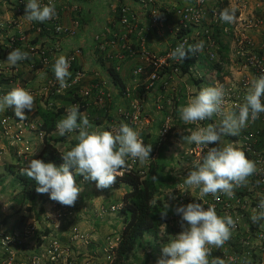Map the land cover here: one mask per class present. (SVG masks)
<instances>
[{"label":"clouds","instance_id":"1","mask_svg":"<svg viewBox=\"0 0 264 264\" xmlns=\"http://www.w3.org/2000/svg\"><path fill=\"white\" fill-rule=\"evenodd\" d=\"M236 11L235 6L226 7L220 11L219 18L224 23H234ZM56 16L53 0H48L46 4L41 0H27L24 14L27 21L42 23ZM203 45V41L187 47L181 43L170 56L183 61L189 54L202 51ZM29 57V52L16 48L8 53L6 60L15 67ZM69 69L67 57L59 55L52 70L62 89L70 86ZM34 102L35 97L29 90L16 86L0 96V112L12 108L14 115L24 121L27 119L25 110H33ZM226 103V90L217 82L214 86L202 87L178 108L179 118L185 124L196 125L195 129H188L189 134L182 135L181 140L188 145H196L201 151L207 149L206 154L193 161L192 169L183 180L187 189H199V201L207 195L217 201L221 195L234 198L235 189L245 186L248 178L258 171L256 162L247 158L242 147L225 142L224 137L238 136L249 120L255 121L264 113V75L250 81L243 103L235 106L237 110L225 111ZM213 117L220 119L217 123L201 126V122L210 121ZM56 129L62 137L75 133V145L60 154L63 163L57 166L41 159H31L21 169V174L35 180L38 193H49L50 199L62 206L74 207L79 198L82 188L76 183V175L95 182L99 190L109 189L122 175L121 170L128 167L129 159L133 163L139 161L144 164L153 150L152 144L144 143L141 132L127 123L111 124L107 128L93 125L87 115L80 112L78 104L67 108L66 115L56 123ZM170 208L168 203L163 205L160 212L162 220L167 218ZM258 209L251 216L253 223L264 221V199L260 200ZM172 210L181 218L182 231L163 245L162 257L156 264H228L224 258L209 257L213 248H223L230 240L238 217L234 220L229 214L220 216L214 204L205 207L202 202L188 203ZM244 264L252 262L246 259Z\"/></svg>","mask_w":264,"mask_h":264},{"label":"crops","instance_id":"2","mask_svg":"<svg viewBox=\"0 0 264 264\" xmlns=\"http://www.w3.org/2000/svg\"><path fill=\"white\" fill-rule=\"evenodd\" d=\"M192 1L193 0H159L158 6H163V8L181 7L185 6L188 3H191ZM54 3L56 4V8L61 13L62 22L64 23V25L68 28H76L75 36H62L59 38L54 36L52 33L42 32L41 29L43 25L41 27L39 25L42 24L41 22L27 21L26 19H24L25 12L21 15L17 14L16 9H14L17 6L15 0H12L10 4L0 5V84L2 83V80L6 81L11 78L10 81H12V77H14L15 74H8L9 69H14L16 67L14 69V73H16V75H19L20 71L25 72L27 79L25 89L31 90L33 96L35 97L33 110H25L27 119L30 118V120H32V114H34L33 112H36L37 115L38 108H49L50 105L53 106V103L57 108L65 107L67 109L69 106H71L69 105L67 98L65 96H57V94L53 95L54 93L52 92V89H48V82L55 77L52 70L55 59L58 58V56L61 54L65 55L67 59L75 55V60L71 64V68L80 70L84 76L77 89L79 95L83 97V100H85L87 105V109L82 111L81 113L87 115L89 121L92 124L93 120H95L96 118L98 119V117H100L99 120L104 119V115H106L107 110L104 111L105 105L100 104L97 100L98 91H105L109 96V93L112 92L113 99L110 100L111 105H109L108 107H111V111H109V113H111L113 116L117 114L116 109H118V107L120 109L118 113L125 111L130 103H124V107H122V104H120V100H123L122 94H119V88L113 81V77L110 73V68H112V66L117 67L121 78L126 84V88H139V91L143 92V81L139 83L140 79L132 78V76H130L136 67L143 64V59L139 56L134 58L127 57L123 60L116 59V55L122 52L121 48L118 46H111L108 47L106 52H102L97 48L95 36L99 33H104L106 29L110 27L111 22L116 18V11L121 5L130 6L141 17L142 26L148 27L149 21L144 11L138 4H136L134 0H55ZM223 5L235 6L237 9L236 18H248L251 15L259 14L264 19V0H206V7L208 6V8H210L211 6L220 7ZM10 8H13L14 10L10 11ZM170 14L172 22H175L177 20V14H173V11ZM12 36L14 37L10 38ZM225 36L227 37L232 35L223 34L224 38ZM250 36L255 42H261L264 38V25L259 29L258 32H252ZM173 39V36H171V34L169 33L165 34L152 32L148 36L145 46L149 51L159 54L168 45L174 42ZM10 40L12 41V43ZM132 41L135 45H140V42L135 37L132 38ZM16 42L20 43L15 46ZM12 44H15L14 47H12ZM16 48H19L22 51L29 52L30 57L29 59L19 62L17 66L8 68L7 65L9 64L6 60L7 55L11 50ZM76 49H80L81 54L77 55L75 53ZM42 50H46L47 56L50 57V63L46 66L42 65L40 60L39 62L37 61V58H39ZM202 54L203 53H201L199 55V58L195 60L196 64H198L199 61L205 59V56ZM112 56L115 57L112 58ZM29 62L30 64L27 65V63ZM70 72L73 73V70H71ZM176 77L177 76H175L174 78L176 79ZM203 86L204 85H202L201 88ZM169 87L167 90H170L168 92H164L163 90L165 89L161 88V82L158 81L153 85L149 84V86L146 87L148 91L142 95L143 107H145V118L143 119V121H141V128H139V130H141L145 125L144 130H146L147 133H150L147 134L145 131V139H155L159 134L158 131L162 128L161 126L163 124L170 125V122V131L173 132L168 133L167 129L164 130L165 134L168 133V138H170V136L181 138L182 135H187L186 131H188V129H195L196 127L185 124L179 118L178 108L181 105H185L187 102L184 96L185 90L183 85L180 84V86L177 88H174L171 85H169ZM85 91H90V95L87 97L84 96ZM51 93L55 97H49V94ZM172 101L173 104H175V107L171 110L173 117H171L170 115L166 117V114L168 113L166 111L163 112L162 110L164 109V107L168 106V104L170 105ZM6 110H8V108ZM64 116L65 114H63L62 117ZM219 119L220 118L215 119L213 123H217ZM35 120L40 126L42 125V120L38 115L36 116ZM103 121L105 122H103L101 126L104 127L108 123H106L105 119ZM160 123L161 126L158 128V125ZM155 127H157L156 131ZM160 134V136L164 135L163 133H161V131ZM242 134L243 130H241L238 136L225 137L224 141H236ZM74 145L75 143L73 142L72 146ZM168 146V151L165 153L168 164L166 172L172 180L170 182V185L174 184V190L176 187V191L178 192L176 193V196L180 198V203H184L182 205L200 202L198 200L199 189H187L183 185L184 178L192 169L193 161L199 158V156L194 157L193 155L188 154L190 150H195V148L188 147L186 148V150H184V152H178L176 150H172L171 144H168ZM83 181L84 179H82V182ZM82 182H77V185L81 186ZM248 185L249 180L245 186ZM171 188L172 187H170L168 191H170ZM162 197H164V195H162ZM92 198H95V196L91 197L90 195L89 197L82 198V195L80 194L77 202L75 203V206L69 208V210H73L75 214L78 212V217L80 218L82 217L89 219L90 215L93 214L91 208L94 200H92ZM163 202L165 201L163 200ZM169 211L170 215L168 218V223L165 224L162 228V236L165 243H161L160 246L168 243L173 236L182 231V228L180 226V216L176 215L171 208ZM46 215L47 214H44V219L42 220L45 224H47L45 221V218H47ZM248 222L249 220L242 225V228L239 232H232L230 240L226 242L223 248H213V255L211 258H223L228 254H233L238 256V258L242 260L246 252H251L252 256L246 257V259H250L252 264H264V249L261 248L260 241L254 238V231L252 230L251 225ZM74 223L78 225L77 221H75ZM74 223L73 217H71L70 219L69 217H67V219L63 223H60L58 225L59 228L54 231L56 232V234H58L61 241L66 240L65 248H70L71 245L74 244L73 242H71V234L73 233L71 232V230L74 229L75 226H77ZM94 245L95 244L92 243V248H94ZM155 246L158 247V244ZM234 264L244 263L238 260Z\"/></svg>","mask_w":264,"mask_h":264},{"label":"built area","instance_id":"3","mask_svg":"<svg viewBox=\"0 0 264 264\" xmlns=\"http://www.w3.org/2000/svg\"><path fill=\"white\" fill-rule=\"evenodd\" d=\"M12 0H0V5L10 4ZM17 6L15 7L17 14L21 15L25 12L27 0H15ZM55 0H53L54 2ZM87 1V0H81ZM142 10L149 21V26H142L141 17L127 5H121L117 9L116 18L111 22V25L104 33H99L95 36L97 48L106 52L108 47L118 46L122 52L116 55V59L123 60L127 57H141L145 61L144 66H138L133 70V74L136 78H140L146 71V67L151 69L149 74L150 85L160 81L161 88L167 90L170 85V79L172 76L182 73L181 64L183 61L172 59L170 53L177 47V45L184 43L185 47L188 45H195L200 41L204 42L203 50L192 54L191 59H198L201 53H204L210 60L219 62V44L216 41L215 29L219 27L224 35H232L235 44V56L239 61V69L245 72L249 77H231L227 78L225 82H218L222 84L226 90L225 111L237 110L236 105L243 103V97L246 94L247 88L250 86V81L261 75H264V38L261 42H255L250 36L252 32H258L264 25V19L261 15H251V18H236L234 23L227 24L220 20L219 12H215L212 23L204 26L207 15L206 0H193L191 3L181 7H167L158 6L159 0H134ZM41 3H48V0H41ZM57 9V8H56ZM77 9V7H76ZM177 14V20L172 22L171 14ZM41 29L47 33H52L56 37H73L76 35V28H68L62 22L60 11L57 9V16L51 20L43 22ZM152 32L169 33L173 36L174 42L168 45L161 53L156 54L149 51L146 46V40ZM135 37L140 42V45H135L132 38ZM119 48V49H120ZM232 49V48H231ZM231 51V50H230ZM47 51L42 50L39 56L42 65H48L50 63V57L47 56ZM77 55L81 54L80 49H76ZM115 56H112V58ZM71 77L68 80L70 85L67 88H60L58 81L54 77L48 82V89L53 88V95H63L66 91L75 90L79 87L81 80L83 79V73L80 70L72 69L71 64L75 60V55L69 59ZM116 70L117 67H116ZM164 73V75H161ZM217 83V82H216ZM215 83V84H216ZM149 86V85H148ZM147 86V87H148ZM209 86V85H204ZM29 90V89H27ZM32 93L31 90H29ZM90 91H85L84 96H89ZM122 96L126 99H130L132 96L131 90L126 88ZM104 91H98L97 100L99 103L104 104ZM141 99L133 100L128 110L122 111L121 116L125 122L133 124L135 129L141 128L143 104ZM73 105H77L73 104ZM0 119V124L3 129V133L6 136H10L13 133V125L16 123L18 127L24 124L27 125L26 120L21 121L17 117L7 114ZM219 117H213L210 121L201 122L206 125L207 123H213L215 119ZM21 124V125H20ZM22 133L21 127L19 133L16 134V138L19 139ZM165 133V132H164ZM163 133V134H164ZM142 137V136H141ZM143 141L144 138L142 137ZM226 142H233L238 144L244 150L248 159L256 162L258 171L248 178L249 185L242 186L235 189L234 198H228L225 195H221L217 201L213 196L207 195L200 202L204 203L205 207L209 204H214L217 214L223 216L229 214L234 220L239 218L236 227L232 232H239L242 225L249 220L252 230L254 231V238L260 241L261 248L264 249V221L260 223H253L251 216L254 214V210L258 211V205L260 200L264 199V113H261L259 118L255 121L249 120L247 126L243 130V134L236 140H228ZM161 144V143H160ZM159 143L155 145L154 151H158ZM9 146H13L9 144ZM213 146V145H210ZM215 146V145H214ZM195 150H191L190 155L201 156L206 154L207 149L197 147ZM1 153V149H0ZM157 157V152L150 153V159L144 164H140L139 161L133 163L131 159L128 161V167L124 171H138L141 175H145L147 167L151 160ZM121 175V176H122ZM122 206V205H120ZM114 209V207H113ZM62 213L59 217H62ZM28 230L6 232L0 228V264H43L45 261L51 263H59L65 258L64 254L66 249L62 247V242L58 238H51L49 242L48 250L45 254L35 255L32 258L23 259L20 254L23 252L22 247L25 246L28 237L35 233V224L27 227ZM76 237L79 234L75 233ZM48 235L42 236L44 243L47 240ZM83 236H81L82 238ZM119 242V239L115 241V244ZM68 249V248H67ZM114 249V248H113ZM113 249H107V260L110 264L113 263ZM69 251V250H68ZM213 252L209 259H211ZM256 255V254H255ZM251 252H246L243 259L240 260L238 256L228 254L223 258L229 263L234 264L238 260L244 261L246 257H251ZM254 256V255H253ZM66 264H74L69 262L65 258Z\"/></svg>","mask_w":264,"mask_h":264},{"label":"rangeland","instance_id":"4","mask_svg":"<svg viewBox=\"0 0 264 264\" xmlns=\"http://www.w3.org/2000/svg\"><path fill=\"white\" fill-rule=\"evenodd\" d=\"M14 9L10 8V11H13ZM219 10H221L220 7L211 6L210 8H208L207 6V15H206L207 21L204 23V26H206L209 23L210 24L212 23L215 12H219ZM248 18H251V17L249 16ZM13 37L14 36L10 38H13ZM224 39L226 43L230 45V48L232 47V49H230L231 51L229 52V60H228L229 63L225 64L224 70L222 71L221 75H219L216 70L212 69L209 66V64H215L218 61L210 60L203 53L202 55L205 56V59L199 61L198 64L195 63L196 65L192 67V69L190 70V74L183 75V73L180 72L171 77L170 85L172 87L177 88L180 86V84L183 85L184 90H185V94H184L185 100H188L190 96L195 95L200 90L202 85L214 86L216 82H225L227 78H231L233 76L240 78L245 75L249 77V75H247L245 72H242L239 69V64H238L239 61L237 60V58L235 56H231V53L232 55L235 54V47L237 46V44H235L236 41L234 40V37L225 36ZM14 45L15 44H12V47H14ZM37 59H38L37 61L39 62L40 59L39 58ZM142 63L143 64L139 66H144L146 64L144 60L142 61ZM29 64L30 62L27 63V65ZM7 66L8 68H13V66H10V65H7ZM146 68H147L146 69L147 73L145 72L140 78H137V79H140L139 83L143 81L142 89L144 93L148 91L146 87L150 84L149 74H150L151 69L149 67H146ZM14 69H9V73H8V74L10 73L15 74L14 77H12V81H10L11 80L10 79L8 82L3 81L0 84V96L7 94V92H9L13 87H16V86H21V87L26 88L27 79H26L25 72L20 71L19 75H16V73H14L15 72ZM161 75H164V73H162ZM130 76H132V78H136L133 72ZM175 76H177L176 79L174 78ZM196 80H198V83L195 82ZM127 88L131 90L132 96L130 99H126L122 96L123 100H120L121 102L120 104H122V107H124L123 106L124 103L128 104L129 102L131 105L133 100H136V99L142 100V94L139 91V88H133V87H127ZM169 90H163V91L168 92ZM69 92L70 91H66L63 95H57V96L66 97ZM104 93H105L104 111L107 110L106 115H104V119L106 120V123H108L104 127L107 128V126L111 124L118 125L122 123V121L124 123L125 120L121 116L122 112L118 113V111L120 110L119 107L118 109H116L117 114H115V116L109 113V111H111V107H108V106L111 105L110 100L113 99L112 92L109 93L110 96L108 95L107 92L104 91ZM49 97H55V96H53L51 93L49 94ZM50 107L51 109L53 108L57 109L54 103H53V106L50 105L49 108ZM174 107H175V104H173V101L170 103V105L168 104V106L164 107L162 111L163 112L166 111L168 113L166 114V117L169 115L173 117L171 110ZM129 108L130 106L128 105V107L125 110H128ZM66 110L64 111L65 115H66ZM144 110H145V107H143L142 121L145 118ZM33 113L34 114H32V120H30V118L27 119L26 121L27 125L24 124L22 126L20 124L22 133L20 134L19 139L16 138V134L19 133L20 127H18L16 123H14L13 128H12L14 134L10 133V136H6V137L4 133L2 132L3 129L0 124V149H1V153H0V228L2 230H7L6 232L23 231V230L27 231L28 226L35 224V228H36L35 233L31 234L30 237H28L25 246L21 248L23 252L20 254V257L23 259L29 260V258H32L35 255L45 254L46 251L48 250V246H49V242L51 241V238L55 237V238L60 239L58 234L54 232L57 228H59L58 225L60 223H63L67 219V217H69V219L73 217V223L75 221H77L78 223V225L74 223L77 226H75V228L71 230V232H73L71 234V242H73L74 244L71 245L70 248L67 247L68 248L67 249L65 248L66 240L60 241L62 242V247L66 249L65 254H64L65 258L68 259L69 262H73L74 264H108L107 257H106V254H107L106 249L116 248L117 244H115V241L120 237V233L123 230V226H124L123 223H124L125 216L121 211L122 206L120 205H121L123 194L128 190L129 186H127L124 183H119V184L115 183L109 189L99 190L97 189L95 182L90 181V180L86 181L82 175H80V177L78 178H75L76 183L82 182V179H84L81 186L79 185L81 188L85 189V190L82 189L80 193L82 195V198L89 197L90 195L91 197L95 196V198H92V200H94L92 203V208H91L93 214L92 215L89 214L90 215L89 219L82 218V217L80 218L78 217V212L75 214L73 210H69V208L71 207L62 206L58 202L51 200L49 193L44 194L45 201L39 200L35 204V206L30 205V203L25 204V203L19 202V199L21 196L20 195L21 187L19 186V184L16 183L15 177L11 173L12 172L11 169L14 166H19L23 164L27 165L30 162L33 155L37 153L44 144L43 143L44 142V138H43L44 131L40 130L41 127L35 120L37 116L36 112H33ZM4 114H6V111L0 112V119L4 116ZM99 118L100 117H98V119L96 118L95 120H93V125H96L97 127H99L102 125L103 122H105L103 121L104 119L99 120ZM125 123L129 125L128 122H125ZM163 125L161 126V123L158 125V128L160 126L162 128L158 131L159 134L157 135L155 139H145L144 137L145 136L144 134L146 131L144 130L145 125L143 126L141 130H139V128L137 129L141 132V136L144 138V143L146 145L152 144L153 146L152 152L156 153V151H154V148H155V144H157L158 141L161 143V145H163L164 143H166L167 146L168 144L169 145L171 144L172 150L173 151L176 150L178 152H182V151L184 152L186 148L188 147L192 148L195 146L194 144L188 145L185 142H183L181 138H178L175 136L173 137L170 136V138H168V133L173 132V131H170L171 122H170V125L167 124L168 126L165 124ZM192 126L195 127L196 125H192ZM201 126H204V125L201 124ZM130 127L135 129V126H133V124H130ZM156 128L157 127H155V131H156ZM165 129L168 130L167 134L164 133ZM244 129L245 128H243L242 130ZM160 131L161 133H164V135L160 136L161 135ZM186 132L187 134H189L188 131ZM147 134H150V133H147ZM176 134H179V133H176ZM181 134H184V133H181ZM53 136L58 137V138L62 137L58 134L57 129L53 133ZM74 136H75V133L66 134L65 136H63L64 141L60 145H58L62 153L66 150H70V148L72 147V143L76 142L74 139ZM9 144H12L13 146H9ZM188 154H191V150L188 152ZM193 156L196 157L197 155L194 154ZM14 170L16 171L17 168L14 167ZM168 189L169 188H165L161 192V194H159L155 198V201L157 203H159V201H161L163 204L168 203L169 205H171V209L184 204V203H180V198L176 196V193H178L176 191V187H175V190H174V187H172L170 191H168ZM162 195H164V197H162ZM162 199L165 202H163ZM181 202H182V199H181ZM60 213L63 214L61 218L59 217ZM44 214H47L46 215L47 218H45V221L47 224L43 223L42 221L44 219L43 217ZM48 225L51 227V229ZM39 231L41 232L40 234L37 233ZM46 231L48 232L47 240H45L46 243L44 242L42 243L41 241V244H38V238L40 237V235L42 236L46 235L45 233ZM75 233L79 234V236L76 237ZM81 236L83 237L81 238ZM69 240H70V235H69ZM146 240H147V243L144 244V247L142 249L137 250L135 254L131 255L128 261V264H156L157 260L162 257V247L163 246H160V245L164 241L158 243V247H157L155 246V244H152V245L149 244L151 243L150 237H147ZM92 243L95 244L94 248H92ZM68 250L70 251L68 252ZM65 258L62 260V262H59L56 264H66ZM43 264H55V263L45 261Z\"/></svg>","mask_w":264,"mask_h":264},{"label":"trees","instance_id":"5","mask_svg":"<svg viewBox=\"0 0 264 264\" xmlns=\"http://www.w3.org/2000/svg\"><path fill=\"white\" fill-rule=\"evenodd\" d=\"M226 7L229 6L223 5L220 6V9L222 10ZM43 24V22L42 24H39L40 27ZM215 31L216 41L219 44V62L209 64V66L221 75L225 64L229 63L230 45L226 43L219 27H217ZM42 32L46 33L44 30H42ZM19 43L16 42V46ZM191 58L192 54H189L180 66L183 75L190 74L191 68L196 63L195 60L197 59ZM110 73L113 77L114 83L118 86L120 93L123 94L126 89V84L121 78L119 71L116 70L115 66H112V68H110ZM10 79L6 81L8 82ZM195 82L198 83V80ZM141 94L143 95L144 91L141 92ZM66 98L69 105L77 103L80 106V112L87 109L86 102L83 100V97L79 95L78 90H71ZM64 111L65 107L57 109L38 108L37 115L42 120L40 130L44 131V144L31 159H41L46 163L52 162L57 166L63 163L60 155L62 152L58 145L64 141V138L55 137L53 136V133L56 131V123L63 118ZM7 112L8 115L16 117L12 108L7 110ZM158 143L160 144L159 141ZM159 146L157 157L151 160L145 175H141L138 171H124L123 175L118 176L116 179V184L124 183L129 186V188L123 194L121 200V203L123 204L121 211L124 214L125 219L123 230L118 238V246L114 250L113 264H128L131 255L135 254L137 250L142 249L144 244L147 243V237L151 238L150 245H157L160 243L158 241H163L162 228L168 223L170 211L168 212L167 218L162 220L160 212L163 209V204L161 201L157 203L155 198L161 194L165 188L173 187L174 184L170 185L172 180L166 172L168 164L165 153L168 151L169 146H167L166 143L163 145L160 144ZM26 166L27 165L25 164L14 166L17 170L15 171L14 167H12L11 173L15 177L16 183L21 187L19 202L25 204L30 203V205L35 206L39 200L45 201V193H38L36 191L38 185L35 180L21 174V169ZM78 177H80V175L75 176V178ZM4 231V233H6L7 230ZM37 233L40 234L41 232L39 231ZM45 233L47 235L48 232L46 231ZM41 241L42 243L44 242L42 235L38 238L39 244H41Z\"/></svg>","mask_w":264,"mask_h":264}]
</instances>
